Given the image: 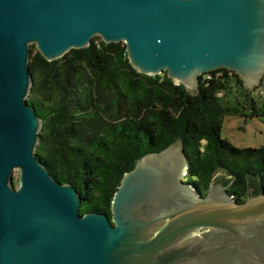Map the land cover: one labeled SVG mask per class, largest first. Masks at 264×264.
<instances>
[{
  "label": "water",
  "instance_id": "95a60500",
  "mask_svg": "<svg viewBox=\"0 0 264 264\" xmlns=\"http://www.w3.org/2000/svg\"><path fill=\"white\" fill-rule=\"evenodd\" d=\"M94 36L191 93L220 67L250 90L264 77V0H0V264H264V193L237 202L215 182L202 196L179 141L123 174L111 219L80 214L78 189L39 160L31 45L54 60Z\"/></svg>",
  "mask_w": 264,
  "mask_h": 264
},
{
  "label": "trees",
  "instance_id": "16d2710c",
  "mask_svg": "<svg viewBox=\"0 0 264 264\" xmlns=\"http://www.w3.org/2000/svg\"><path fill=\"white\" fill-rule=\"evenodd\" d=\"M27 101L41 118L36 155L53 178L82 196L80 214L106 213L120 180L145 154L181 142L184 177L205 196L218 172L237 202L264 193V145L240 148L221 136L229 115L264 118V77L254 89L224 67L189 92L166 72L147 75L123 42L90 45L47 60L35 45Z\"/></svg>",
  "mask_w": 264,
  "mask_h": 264
},
{
  "label": "rangeland",
  "instance_id": "374dc122",
  "mask_svg": "<svg viewBox=\"0 0 264 264\" xmlns=\"http://www.w3.org/2000/svg\"><path fill=\"white\" fill-rule=\"evenodd\" d=\"M32 54L33 49L31 45V55ZM258 85L254 86L252 90ZM221 136L240 148L259 147L264 145V118H246L240 115L226 116ZM18 174L19 171L15 170L14 181L16 185L18 184ZM183 180L186 181L187 179L183 176Z\"/></svg>",
  "mask_w": 264,
  "mask_h": 264
},
{
  "label": "flooded vegetation",
  "instance_id": "af4514ba",
  "mask_svg": "<svg viewBox=\"0 0 264 264\" xmlns=\"http://www.w3.org/2000/svg\"><path fill=\"white\" fill-rule=\"evenodd\" d=\"M227 177L225 176V177H221V178H219V179H215V177H214V181H213V183H215V182H221V183H223L224 184V180L226 179ZM225 185V184H224Z\"/></svg>",
  "mask_w": 264,
  "mask_h": 264
}]
</instances>
